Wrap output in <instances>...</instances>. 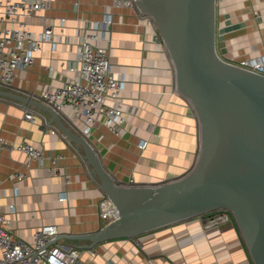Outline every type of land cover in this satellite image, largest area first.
Wrapping results in <instances>:
<instances>
[{
	"label": "crops",
	"instance_id": "crops-1",
	"mask_svg": "<svg viewBox=\"0 0 264 264\" xmlns=\"http://www.w3.org/2000/svg\"><path fill=\"white\" fill-rule=\"evenodd\" d=\"M44 13L53 21V38L34 53L33 65L0 89L41 101V89L73 76L66 65L76 58L85 19L99 21L110 15L111 27L100 29L96 43L110 48L111 68L124 77L120 105L126 131L119 137L102 126L92 130L89 142L117 183L155 184L190 169L199 149L198 119L184 95L172 87L168 57L151 36V17L115 0H49ZM61 16L66 23L60 27ZM23 18L30 30L41 29L37 17ZM215 37L217 53L226 61L238 64L264 56V0H215ZM25 111L35 120L25 117ZM56 111L65 126L82 134L80 117L68 107ZM0 136V208L11 219L14 235L31 240L36 227L48 222L56 224L59 241L81 247L88 243L66 236L94 232L102 225L98 200L103 190L80 147L62 133L48 111L2 94ZM140 139H146L144 148L137 145ZM21 140L42 148L43 157L30 159L26 166V154L15 147ZM56 153L62 157L52 163L50 155ZM17 171L25 174L18 178ZM62 192L66 196L60 199ZM11 202L14 212L9 211ZM82 248L85 264H253L233 219L206 224L199 215L98 242L92 252Z\"/></svg>",
	"mask_w": 264,
	"mask_h": 264
},
{
	"label": "water",
	"instance_id": "water-1",
	"mask_svg": "<svg viewBox=\"0 0 264 264\" xmlns=\"http://www.w3.org/2000/svg\"><path fill=\"white\" fill-rule=\"evenodd\" d=\"M134 1L155 22L175 87L199 119L197 157L185 173L157 184L117 183L89 140L65 126L54 108L0 89L52 115L117 209V217L96 231L66 236L88 240L82 247L89 248L223 209L232 212L253 264H264V73L219 56L215 0Z\"/></svg>",
	"mask_w": 264,
	"mask_h": 264
},
{
	"label": "built area",
	"instance_id": "built-area-1",
	"mask_svg": "<svg viewBox=\"0 0 264 264\" xmlns=\"http://www.w3.org/2000/svg\"><path fill=\"white\" fill-rule=\"evenodd\" d=\"M115 4L136 6L134 0H115ZM0 5L3 6L0 11V85L10 86L20 70L34 64V53L42 44L53 38V21L44 13L49 7V0H0ZM73 8L78 10V1L74 2ZM23 16L37 17L41 29L37 32L30 30ZM84 22L76 58L66 65L73 71V76L54 87L41 89L38 98L55 110L68 107L74 116L80 117L83 122L81 133L88 140L92 130L102 126L120 137L126 131V114L120 105L124 77L111 68L110 48L96 43L100 29H109L112 19L108 15L99 21L88 22L85 19ZM65 23L66 17H59V26ZM153 38H157L156 33ZM238 65L264 73V56L244 59ZM24 116L35 120L28 111L24 112ZM3 141L0 136V147ZM137 145L144 148L146 139H140ZM15 147L26 154V166H29L30 159L43 157L42 148L29 141L21 140ZM61 157V153H56L50 155V160L55 163ZM24 174L16 172L18 178ZM65 182H69L68 174L65 175ZM14 190L17 192V186ZM65 196L66 192H62L59 198ZM8 206L10 212L15 211L14 202ZM98 209L102 225L117 217L116 207L104 192L98 200ZM199 216L204 217L206 224L228 218L234 220L232 212L223 209ZM10 223L11 219L0 208V264H85L80 257L84 249L59 241L56 224L41 223L33 231L31 240H27L14 235ZM85 249L92 252L91 247Z\"/></svg>",
	"mask_w": 264,
	"mask_h": 264
},
{
	"label": "rangeland",
	"instance_id": "rangeland-1",
	"mask_svg": "<svg viewBox=\"0 0 264 264\" xmlns=\"http://www.w3.org/2000/svg\"><path fill=\"white\" fill-rule=\"evenodd\" d=\"M135 7H136V6H135ZM136 8H137V7H136ZM137 9H138V8H137ZM141 13H142V12H141ZM143 14H145V13H143ZM145 16L148 17L149 15L145 14ZM151 23H152V25H153V27H154V30L152 31L151 36L153 37V34H154V33L157 34V38H155V39L152 38V39H154V41L158 42V43H159V44H158L159 47H161V49L164 51V53H166V55H167V57H168L167 59L169 60V69H170V73H171V76L174 78L173 65H172V62H171L170 56H169V54H168V51H167V49H166L164 43H163V42L161 41V39H160L161 36L159 35V33H158V29H157L155 23L153 22V20H152ZM172 87H173L175 90H177L176 87H175V84H174V79H173ZM177 91H178V90H177ZM184 97L187 99L189 105L191 106L192 111L194 112L195 116H196L197 119H198V116H197V113H196V111H195V108H194L193 104L191 103V101H189V99H188L185 95H184ZM198 134H199V119H198ZM157 183H160V182H157ZM157 183H155V184H157Z\"/></svg>",
	"mask_w": 264,
	"mask_h": 264
},
{
	"label": "flooded vegetation",
	"instance_id": "flooded-vegetation-1",
	"mask_svg": "<svg viewBox=\"0 0 264 264\" xmlns=\"http://www.w3.org/2000/svg\"><path fill=\"white\" fill-rule=\"evenodd\" d=\"M152 19V18H151ZM153 20V19H152ZM154 22V21H153ZM155 23V22H154ZM156 25V24H155ZM158 29V28H157ZM158 33H159V35H160V32H159V30H158ZM161 36V35H160ZM162 40V39H161ZM163 42V41H162Z\"/></svg>",
	"mask_w": 264,
	"mask_h": 264
}]
</instances>
